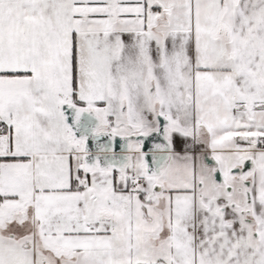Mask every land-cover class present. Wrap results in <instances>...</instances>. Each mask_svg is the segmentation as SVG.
I'll use <instances>...</instances> for the list:
<instances>
[{"label":"snow or ice","instance_id":"6c2138e0","mask_svg":"<svg viewBox=\"0 0 264 264\" xmlns=\"http://www.w3.org/2000/svg\"><path fill=\"white\" fill-rule=\"evenodd\" d=\"M0 264H264V0H0Z\"/></svg>","mask_w":264,"mask_h":264}]
</instances>
